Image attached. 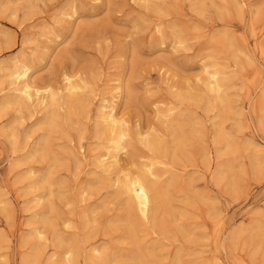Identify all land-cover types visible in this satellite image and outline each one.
Listing matches in <instances>:
<instances>
[{"label": "rangeland", "instance_id": "374dc122", "mask_svg": "<svg viewBox=\"0 0 264 264\" xmlns=\"http://www.w3.org/2000/svg\"><path fill=\"white\" fill-rule=\"evenodd\" d=\"M235 1L242 2L239 11L228 0H204L202 11L199 0H153L150 8L132 0H0V104L15 94L8 75L20 61L30 65L36 86L57 94L55 124L48 132L39 128L44 105L19 102L0 110V264H22L36 248L41 249L38 264H67L55 236L81 242L73 255L77 264H127V257L139 250L146 252L136 264H172L178 255L183 264H264V113L259 109L264 0ZM173 26L185 45H174L168 33ZM159 31L170 34L163 44ZM225 36L231 37L235 52L225 49ZM209 69L220 73L219 96L205 90L204 70ZM63 74L90 86L79 94L85 105L76 106L74 98L71 105L65 97ZM116 87L118 114L131 143L122 157L123 175L136 174L141 163L153 158L143 145L145 137L170 144L165 120L157 112L171 108L173 115L195 120L184 134V153L173 160L160 156L159 175L152 182L158 189L169 182L174 187L166 204L159 202V226L134 225L135 240L124 222L125 199L116 189L117 178L103 175L95 164L97 153L107 146L94 134L97 106ZM221 118L223 133L239 152L228 155L223 144L214 142V125ZM43 138L59 158L53 167L48 156L28 157ZM247 142L259 150L252 165ZM226 161L232 171L219 182L217 173ZM48 170L62 183L59 192L52 187L49 198L33 186ZM167 209L171 218L165 217ZM44 212L56 233L43 227L45 240L35 244L34 229ZM237 231L243 233L230 245L228 238Z\"/></svg>", "mask_w": 264, "mask_h": 264}, {"label": "bare ground", "instance_id": "6f19581e", "mask_svg": "<svg viewBox=\"0 0 264 264\" xmlns=\"http://www.w3.org/2000/svg\"><path fill=\"white\" fill-rule=\"evenodd\" d=\"M132 1H134L136 3L140 2L146 8H150L152 6V4H153V0H132ZM203 1L204 0H199V2L197 4V9L200 10V11L203 10V6L205 4V3L203 4ZM211 4H213V3L211 2ZM228 4H230L231 7L233 9L237 10V11H239V9L242 8V2H236L235 0H233V1L231 0V2H229V0H228ZM221 6H222V4H221ZM222 8H225V6L222 7ZM232 8H230V9H232ZM163 10H164V8H163ZM74 12L75 11H72V14H74ZM177 28L175 26L171 27V31H169L168 33H170L172 35L173 41H174V45H176V47H180L182 45H185V40L183 39V37H181L182 34L179 31V28L178 29ZM141 29H142V27H141ZM163 31L166 32L165 30H163ZM163 31H161V32L159 31L161 33L160 44H163L165 42V39L168 38V35H170V34H167V37H165L164 35H166V34H163L162 33ZM181 31H183V29H181ZM186 37H187V35H186ZM226 37L227 36H225V38ZM184 38H185V36H184ZM230 38L227 37L225 39V43H223V44H225L226 47H225V45H224V47H225V49L227 51L235 52L236 51L235 45H234L233 41ZM176 47H174V48H176ZM216 69H214L212 71H211V69H209V71L208 70H204L207 78H206L205 83H203V84L205 85L206 92H209V94H217L218 95L219 92H222L220 90L222 86L220 85V73ZM30 71H31V67L25 61L24 62L20 61L19 63L15 64L12 67V70L10 71L8 77L11 79L12 85L15 84V86H14V87H16L14 89L15 94L11 95V93H10V96L8 98H6L4 101H2V104H0V110L5 105L18 104L19 102H22V103H19V104H27L29 102L30 103L36 102V103H38L40 105H44V107L46 109V115L44 117L43 122L39 124V128L44 130V131H46V132H48V131L52 130V127L55 124V122L53 121V118H54V107L56 106L57 94L54 93V92H49V89H47V88H41V87L36 86L31 81V72ZM223 72H224V70H223ZM73 78L74 77L69 76L67 74H63L62 75V84H61L62 85V90L66 93V95H65L66 98H71V100L68 99L69 102H71L72 98H74L73 101L74 100L76 101L75 102L77 104L76 106L79 105V107H81L84 104L85 99H83V97H81V95H79V94L80 93H82V95L86 94L87 91L85 89L88 90V88L90 86H87V88H86V84L84 83V81L81 78L76 79V80H74ZM225 82H228V81L226 80ZM87 85H88V83H87ZM223 85L226 86V84H223ZM224 89H225V87H224ZM84 90L86 91V93L83 94ZM183 90H181V91H183ZM118 91H119V87H116L115 88V92H113V95L112 96L110 95V98L102 97L99 100V103H98V106H97V111H98L97 114H96V117H97L96 121L97 122H96V126H95V129H94V134H95V137L98 140L102 139V141H103V142L101 141L102 144H105L107 146H105L103 148V151H101L99 154L97 153V155L95 157V164H96V167H99L101 169V172L103 173V175L105 174V175L109 176L110 174L114 173L115 178H117L116 180H114V183L116 184V189H117V191H120V193L122 194L123 200L125 199V210L126 211H125L124 222L128 223L129 226L131 227V228H129V229H131V233H130L131 234V238L133 240H135V238H136L135 228L136 227H134V225L135 226H136V224L141 225V226L149 225V226H152V227H158L159 226L158 220L156 218V214H157L156 211L158 209L159 202L161 201L160 205L166 204V202L168 201V199L170 197V192H171V190L173 189L174 186L170 182L167 183L161 189H158L154 185V183L152 182V178L156 177V175L158 174V173L157 174L155 173V172H157V171H155L156 170L155 169L156 165H161L162 164V161H160V156H161V159L163 157L169 156L170 159L173 160L176 157L181 156L184 153L183 150H182V142L184 141V139L185 140L187 139V137H186L187 135H184V134L186 133L187 129L188 130L191 129V126L194 124L195 120L193 118H191L189 115H182V114L173 115L171 113L173 111V109H171V108L163 110V111H160V112H157V115L160 116V117H163L164 119L163 118L162 119L165 120L164 124L166 125L165 128L167 130L168 136L170 137V144L166 145V143H164L165 141L163 142L162 140L161 141L159 140V137H153V136L145 137L143 145H144L145 148H147L152 153L153 158L151 160L149 159V161H147L146 163H141L140 164V169H139V171L136 174L131 175V176L123 175L124 172H125V169L122 166V162H123L122 161V157H124L126 155V152L129 149V145L128 144H131V143L130 142L127 143V139L129 138V133H128V130L126 128V122L124 121L122 116H120L118 114V110H117V105H118L117 104V99L119 97ZM180 93H183V92H180ZM92 94L93 93H91L90 95L92 96ZM90 95L88 97H90ZM211 96L209 95V97H210L209 100L211 99ZM85 97H86V95H85ZM94 97H96V96L94 95ZM223 98L224 97H222V99L220 98L222 100V102L225 101V100H223ZM180 99L193 101L192 96L191 97L189 96L187 98H186V96H181ZM215 100L218 101V99H215ZM216 103L217 102H215V104ZM71 105H73L72 102H71ZM86 105H87V103H86ZM222 105H224L223 108H224L225 111H227L228 108H230V107H226L225 103L222 104ZM259 106H260V108H259L260 112L264 113V95L261 97ZM213 107H214V104H213ZM81 112H83V111H81ZM220 112L223 113L222 110ZM83 115L81 114V116H83ZM85 115H86V113H85ZM55 117H56V115H55ZM223 121L224 120L221 118L218 121V123H216L214 125V130H213L214 142L223 144L224 147H222V148H223V150H225L226 154L229 153L228 155L233 154L236 151L239 152L240 149L237 150L236 149L237 146L234 147L235 145L233 144L230 136H228L225 133H223ZM194 132H195V130H194ZM136 134L141 136L140 132L136 133ZM46 139L47 138H43L42 142L39 143L37 145V147L34 148L33 151L31 150V153L28 155V157L29 158L30 157L35 158V156H44V155L48 156L49 157V162L51 164V167H53V166L58 164L59 158H58V156L56 154H54V153H52L50 151V148H49V145H48ZM168 140H169V138H168ZM221 144H220V146H221ZM251 147H255V146H253L250 142H247L245 144L244 148H246V150H248V151L250 150L248 156H249V160L251 161L250 163L252 165V163L254 164L255 162L258 161L257 160V157H258L257 153H259V150L257 151L256 149H252ZM181 158H183V157H181ZM259 158H261V157L259 156ZM179 159H177V160H179ZM253 167H254V165H253ZM231 171H232V166H231L230 163L227 162L226 165L224 164L223 166H221V169H219V171L217 173L218 181L220 182V180L224 179L225 175L230 173ZM52 175H53V173L51 172V170H48L44 175L39 177L36 182L35 181L33 182L34 188H36L37 190L39 189V191L40 190L43 191V193L46 195L47 198H49L50 195L52 194V187H55L58 190V192H59L60 189H61V185H62L61 181L59 179H57V178H54ZM120 175H122L123 178H120L119 177ZM230 178H232V177L230 176ZM101 179H103V178H101ZM101 179H99L98 182H102L103 180H101ZM225 180H227V179H225ZM228 180H229V178H228ZM233 182H234V180H233ZM225 183H226V181H225ZM227 183H228V181H227ZM230 183H232V182H230ZM108 184H110V183H108ZM234 186L235 185H233L232 188ZM47 204L49 206V209L47 208L48 209L47 213L48 212L51 213L52 211H54L52 206H51V204H50V199L47 200ZM45 207L46 206H43V208H45ZM42 211H43V209H42ZM44 211H46V210L44 209ZM47 213L44 212L45 215H43L40 218L39 222H37L35 220V222H37V224L40 225V227L36 226V228L34 229V233L32 232L34 238H36L38 240V241L33 240V241L36 242L35 244H38L41 241V239L44 238V237H42V233L44 231L43 232L41 231L43 227H49L50 231H53V233L55 232V229H53V225H52L53 222H50L51 219L49 220ZM52 216H54V215H52ZM49 217H50V215H49ZM165 217H167V218H171L172 217V213L170 212V209H167L165 211ZM36 219H38V218H36ZM53 220H55V219H53ZM160 222H161V225H162V221H160ZM31 223H34V222H31ZM109 226H111V225H109ZM263 226L264 225H262V227ZM124 227L128 228V226H124ZM179 228L184 232V230H183L184 227L183 226L179 225ZM263 229H264V227H263ZM47 230H48V228H47ZM189 232H190V230H189ZM241 232L237 231V232H232L230 234V236L228 238L230 245L231 244L234 245V243L237 242V240L239 239V236L241 235ZM53 233L52 234L50 233V234L53 235ZM256 233H257V231H256ZM256 233L254 232V234H256ZM254 234H253V236H256V235H257V237L259 235L262 236L261 234L258 235V233L256 235H254ZM44 240H45V238H44ZM54 241H55V245L61 250V253H59V254H60L61 257H63L64 262L66 261L67 264H77L76 263V259H75V257L73 255L82 246L81 242L78 241L77 239H65L63 237L60 238L58 236H55ZM52 243H54V242H52ZM235 244H237V243H235ZM137 248H139V247H137ZM257 248H256V250H257ZM40 250L38 251V249L36 248L35 251H33V254L30 255L28 258L25 257V259H23L21 261V263L22 264H38V258H39L38 257L39 254L38 253L40 252ZM95 251H97V249L92 250L93 253ZM58 252H56V253H58ZM145 252L146 251H144V250H139V251H136L135 254L130 255V257H127L128 258V263L127 264H136L137 262H139L141 260V258L143 257ZM91 256H92V258L94 257V255H91ZM140 262H142V261H140ZM110 263H112V260H111ZM113 263H114V261H113ZM172 264H183L181 256H179V255L176 256L173 259V263Z\"/></svg>", "mask_w": 264, "mask_h": 264}]
</instances>
